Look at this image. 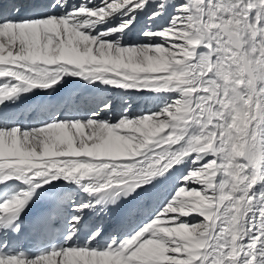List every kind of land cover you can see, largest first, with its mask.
I'll return each instance as SVG.
<instances>
[{"label":"snow or ice","instance_id":"obj_1","mask_svg":"<svg viewBox=\"0 0 264 264\" xmlns=\"http://www.w3.org/2000/svg\"><path fill=\"white\" fill-rule=\"evenodd\" d=\"M0 78V264H264V0H0Z\"/></svg>","mask_w":264,"mask_h":264},{"label":"bare ground","instance_id":"obj_2","mask_svg":"<svg viewBox=\"0 0 264 264\" xmlns=\"http://www.w3.org/2000/svg\"><path fill=\"white\" fill-rule=\"evenodd\" d=\"M3 79V78H0ZM77 87V86H73ZM77 91L84 101L89 104H104L111 103L113 105L119 106L122 103L121 95L129 100V103L134 102V106L137 111L147 112L149 110L155 111L159 106V101L154 98V94L152 93H134L129 96L127 93L121 94L119 90L107 88L105 86L92 87L88 85H81L77 88ZM77 93L73 92L72 95L75 96ZM65 96L68 93L64 94ZM36 113H30V117H35ZM8 185H12L14 187L6 188V193H8V197L11 195L18 194L23 188L24 185L19 181H8L6 182ZM59 183H63L62 181ZM72 199H76L78 194L76 192H72Z\"/></svg>","mask_w":264,"mask_h":264},{"label":"rangeland","instance_id":"obj_3","mask_svg":"<svg viewBox=\"0 0 264 264\" xmlns=\"http://www.w3.org/2000/svg\"><path fill=\"white\" fill-rule=\"evenodd\" d=\"M73 196L71 195V198H72Z\"/></svg>","mask_w":264,"mask_h":264}]
</instances>
